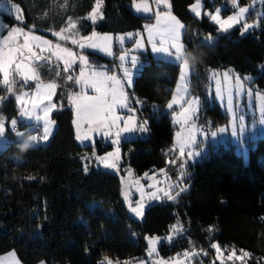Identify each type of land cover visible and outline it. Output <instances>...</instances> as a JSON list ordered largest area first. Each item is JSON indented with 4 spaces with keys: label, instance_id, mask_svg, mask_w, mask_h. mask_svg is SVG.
Here are the masks:
<instances>
[{
    "label": "trees",
    "instance_id": "16d2710c",
    "mask_svg": "<svg viewBox=\"0 0 264 264\" xmlns=\"http://www.w3.org/2000/svg\"><path fill=\"white\" fill-rule=\"evenodd\" d=\"M10 1L21 7L25 26L35 24L42 33L63 27L68 17L78 20L83 34L94 29L116 33L139 30L149 18L133 12V0H104L103 18L97 23L86 18L95 0H67L66 6L64 0ZM193 1L171 0L173 12L186 25L184 41L189 48L190 40L217 32L208 18L200 20L190 13ZM223 1H207L206 5L212 7ZM7 19L11 24L16 22ZM88 53L95 62H109L102 55ZM199 53L192 75L194 92L204 95L211 68L229 67L254 75V83L264 92V17L260 26L248 34L240 36V28H236L220 35L214 45L205 44ZM147 59L135 79L133 92L146 103L149 135L123 143L125 159L127 151H135L125 164L139 174L166 164L175 127L164 109L179 76L177 64L152 55ZM40 74L42 79L61 85L55 97L60 109L53 113L57 129L48 145L27 150L17 147L16 138L8 131L7 146L0 150V255L15 250L24 264H99L104 256L123 264L145 255L146 235L165 234L179 218L185 235L171 245L162 244L163 256L193 245L210 248L211 243L218 242L264 260V137L251 148L248 162L232 146L210 151L192 166L191 187L179 201L154 204L139 221L129 215L123 203L117 174L89 165L84 171V155L93 146H82L75 138L74 111L66 98L73 86L68 82L67 89L63 87L66 74L57 77L47 66L40 69ZM4 95L0 86V96ZM153 104L158 106L155 113ZM207 112L215 123L227 121L217 104ZM0 113L10 118L18 115L13 97L4 101ZM96 147L105 152L112 145L97 139ZM209 226L213 227L211 233L207 231Z\"/></svg>",
    "mask_w": 264,
    "mask_h": 264
},
{
    "label": "snow or ice",
    "instance_id": "6c2138e0",
    "mask_svg": "<svg viewBox=\"0 0 264 264\" xmlns=\"http://www.w3.org/2000/svg\"><path fill=\"white\" fill-rule=\"evenodd\" d=\"M104 0H95L92 10L88 13L87 19L95 22L97 18H103L101 11ZM256 0H253V5L249 7H243L239 5V0H231V4L236 11L233 15L222 18L220 13L221 8H215V12L205 11L203 15L207 16L212 22L218 25V32H228L236 25L241 26V35L248 32L250 29L260 26V18L264 17V12L254 13V4ZM260 3H264V0H260ZM67 5V0H64V6ZM133 6L137 12H152L153 6H155L154 16L155 23L146 25L145 30L148 33L149 43L152 45V52L162 54L175 61L179 67V81L176 91L173 93L170 101L166 107L173 110L174 116L182 118L181 131L176 133V142L172 151L178 149L179 157L182 161L178 166V174L174 183L167 184L165 188H156L155 191L148 193L151 199L159 200L162 194L163 198L168 201L177 202L181 193L187 191V185L183 183L184 178L188 175L186 171V165L189 161L195 162V160L201 157L205 153L204 144L208 135L212 138H217L218 134H224L229 131L233 138H235L237 145L241 151H246L244 144V134L246 132L245 116L238 115V105L234 104V99L239 100L241 96L254 97L261 101L260 105V118L259 125H264V95L254 92L251 87L245 88V83L251 80V77L241 78L239 75H232L233 70L229 69L223 73L225 81H233L235 92H229L227 112L231 114L229 126H222L216 130H211V123L207 128L202 127L196 123L198 119L197 113L199 108V98L191 97V93L188 89L191 75H194L196 64L191 63L186 57L188 53H192L194 56H199V49L205 44H211L213 42L212 37L209 35L203 37L201 40H190L191 48L183 42L182 36L184 33L185 25L172 13L171 0H152L151 5L149 0H133ZM190 11L194 13L195 17L202 16V2L201 0H195V3L190 5ZM13 11L17 14L15 16L19 26H10L0 20V86H2L6 95L0 96V106L3 105L9 96H13L19 107V116L8 120L3 114H0V139L6 137L8 131H11L16 138L15 144L21 148V145L28 143L31 148L38 143H46L49 141L53 127L56 123L51 118L53 110L57 109V104L52 103V97L56 94L58 87H61L56 81H50L45 83L41 79L40 69L47 66L50 71H54L57 77H61V73L67 74L64 79V85L67 89L68 82H72L73 87L80 86L81 91H67L66 98L75 107V116L73 124L76 128V139L78 141H90L92 137L89 133H97L102 137L111 138L113 133L111 129L115 127V138L111 139L113 145L117 147L112 152H108L104 155H97L95 151L92 153L95 161L99 165H103L105 169L119 170L118 161L119 155V143L121 134L125 132L147 131V120L138 123V126L131 127L130 123L135 119V115L123 118L115 114V109L119 106L121 109H127L128 112L135 114L137 109L132 107V103L143 105L145 101H141L138 98L134 99V94L129 95L128 89L133 87L132 69H138L140 66V60L136 55H130L131 51H123L119 55L118 59L121 62L120 70L122 71V77L116 75H109L106 71L92 69L87 75L85 68L89 67V61L86 56L79 55L77 57L70 48L62 46L60 43L53 44L52 41L43 39L40 36L34 35L36 25L33 24L28 31H25L23 27V16L21 9L14 3H10L9 0H0V12H4L9 16ZM254 13L258 19L253 23H247L246 14ZM65 27H61L59 31L55 29H49L51 34L57 37L61 41H70L72 45H78L80 49L98 48L100 51L112 55L111 41L112 37L105 35L97 40L98 34L93 31L90 36H81L79 40L74 38L79 29L77 28V20H73L72 17H68L64 21ZM132 34H129L131 37ZM154 36H158L159 40L156 41ZM23 37V42L20 43V38ZM123 43L124 37L118 38ZM39 42L35 45L39 48L40 52L45 50L49 51L48 56L40 55L33 50L32 42ZM81 41H88L85 44ZM41 44L46 46L41 47ZM144 45L141 40L135 41V48H143ZM55 48L56 51H52ZM53 57L56 61H63V67L54 63ZM79 61L80 72L78 76H73L71 73L74 71L73 65ZM213 78L218 77V73L213 72ZM30 82H34V92L17 90L19 84L21 88H27ZM219 84V80H217ZM84 89H91L98 95L88 96L85 94ZM217 95H220V89H217ZM30 97V99H25ZM191 97V98H186ZM222 98V97H221ZM45 101L48 103L45 104ZM174 105H180L181 111L177 114L174 110ZM177 123H181V120H176ZM87 126L84 133L81 134V128ZM200 137H203L201 139ZM168 163L175 165L176 160H169ZM84 171H88L87 165L84 167ZM164 170L162 169L161 172ZM129 175L131 171L129 170ZM147 176V174H145ZM33 179V177H29ZM138 183V181H137ZM149 187H154L149 185ZM143 192L141 194V200L135 202V206L129 202L128 207L136 217H143L144 203ZM125 201H128V194L124 193ZM264 219V218H262ZM185 229L178 218L176 223L170 226V234L164 239L171 243L174 236H182ZM209 233L213 231V227L209 226ZM148 241L147 258L151 260V264H170L169 261L153 260L151 259L154 254L158 256L156 245L161 242L160 237H146ZM192 244V241H189ZM210 248L217 252V259L221 260V264H224L222 258L221 247L218 243H211ZM239 255L235 247L227 255V260L232 261L240 260L244 261L245 257H252V253L247 250L240 249ZM13 264H19V261L15 259V253H10ZM181 254H178V257ZM183 257L191 262V260L200 255H208L206 251L200 249L197 251L193 245L191 249L185 250L182 253ZM41 264H45L41 261ZM100 264H121L119 260L113 261L108 256H104L100 261ZM123 264H146L144 259L126 260ZM176 264H183V261L177 259ZM215 264V260L212 262Z\"/></svg>",
    "mask_w": 264,
    "mask_h": 264
},
{
    "label": "rangeland",
    "instance_id": "374dc122",
    "mask_svg": "<svg viewBox=\"0 0 264 264\" xmlns=\"http://www.w3.org/2000/svg\"><path fill=\"white\" fill-rule=\"evenodd\" d=\"M207 1H209L210 3L214 2V0H201L202 5H203L202 16L199 18L196 17L197 19L201 20L202 18H208L207 16L203 15V13L205 11L214 13L215 8H221L222 9V11L220 13L222 18H227V16L233 15L234 12L236 11V9H234L232 4H231V0H224L222 3H220L216 6H212V7H209L208 5H206ZM9 2L13 3L10 0H9ZM137 2H140V0H137ZM151 3H152V0H149L150 5H151ZM194 3H195V0L193 1V3H191V5ZM14 4H16L21 9V7L17 3H14ZM239 5L243 6V7L252 6L253 0H247L245 3H241V1L239 0ZM131 8L135 14L149 17L147 22L144 24L143 29L133 30V31H128V32H122V33L107 32V31L102 32V31L95 30V29L93 30L98 34V36L96 38L97 40H99L101 37H103L105 35L112 37V41H111V50L113 53L112 55H108L107 53L100 51L98 48L86 47L84 49H80L78 47V45H72L70 41L59 40L57 37L53 36L49 30H47L45 33L38 32L37 30H35L33 34L36 36H40L43 39L50 40L53 42V44L60 43L62 46L70 48L74 53H76L77 57L79 55L86 56L88 61H89V67L85 68L86 75L92 69H97V70L106 71L109 75H116L117 77H122L123 73L120 70L121 62L119 61L118 57H119V55L122 54L123 51H128V50L134 49V51L130 52V55H136V56H138V58L140 60V66L138 67V69H132V71L134 73V76H133V87H134L135 79L140 74V71H141L143 65L146 62H148L147 58L149 55H152L155 59H161V60H165V61L175 63V64H177V63L175 61H173L171 58L164 56L162 54L154 53L151 50L152 45H151V43H149L148 33L145 30V26L155 23V16H154L155 6H153L152 12H147V13L137 12L133 6V2L131 4ZM171 10H172V13L185 25V23L173 12V9H171ZM101 11H102V9H101ZM189 11H190V7H189ZM261 12H264V3H260V0H256V2L254 4V13H261ZM102 13H103V11H102ZM190 13L193 16H195L194 13H192L191 11H190ZM254 13L246 14L247 23H253L258 19V17ZM21 14L23 16L22 9H21ZM16 15L17 14L15 13V11H13L11 16H9L8 14H6L4 12H0V20H3L4 23H6L10 26H19L18 22L15 19ZM7 17L14 19V21H16V22L14 24H11L10 21L7 19ZM100 19L101 18H97L95 22H92L91 20H89V21H91L92 23H97ZM73 20H76V19H73ZM212 23L215 24L214 22H212ZM261 23H262V17L260 18V24ZM215 26L217 27V29H216L217 32L215 34L208 33L207 35L203 36V37H207L210 35L213 39V42L211 44H206V45H214L217 42L220 35L227 34L236 28H240V36H244V35L248 34L249 32H251L252 30L258 28V27H256V28L250 29L248 32L241 35V26L240 25L234 26L228 32H218V25L215 24ZM23 27H24L25 31H28L29 28L27 26H25L24 18H23ZM63 27H65V25ZM77 28L79 29V31H78V34L74 37L77 40H79L81 36H84V37L90 36L91 33L93 32V31H91L89 34H83V32L80 29L79 22L77 23ZM59 29L56 31H59ZM129 34H132L131 37H129ZM185 34H186V25H185L184 33L182 36L184 43H185V41H184ZM119 37H124L123 43L120 42V40L118 39ZM154 39L156 41H158L159 37L154 36ZM136 40H141L144 47L136 49L135 48V41ZM22 42H23V37L20 38V43H22ZM81 42H83L85 44L89 43L88 41H81ZM37 43H39V42H36V41L32 42L33 50L36 51L40 55L48 56L50 54L49 51L45 50L44 52L41 53L39 48L35 47V45ZM41 47L46 48V46H44L42 44H41ZM52 51H56V49L53 48ZM88 52H93V53L102 55V56L108 58L109 62H100V63L95 62V61H93V59L91 58L92 56H90ZM53 61H54V63L59 64L60 67L61 66L63 67V61H56L55 57H53ZM73 68H74V71L71 74L73 76H78L79 72H80L79 61H77V63L75 65H73ZM229 69L233 70L232 75H239L241 78H243L245 76L251 77V80L247 81L245 83V88L251 87L254 90V92L264 95V92L262 90H260L257 87V85L254 83V80H255L254 75H252V74H241V73L237 72L232 67L225 68V69L211 68L209 70V73H208V82L206 85H204V88H203L204 95H202L201 93L194 92L193 83H192V75H191L190 83L188 84V89H189V92L191 93V97H198L199 98V108H198V113H197L198 119L196 120V123L198 125L207 128L209 123H211V130H216L217 128L222 127V126H229L231 114L227 112L228 96H229L230 91H232L233 93L235 92L234 87H232V85H234V80L231 82L224 80L223 73H225ZM213 72L218 73L219 74L218 77L213 78V75H212ZM179 74H180V70H179ZM0 79H2V74H0ZM42 80L45 83L50 82V81H55V80H47V79H42ZM217 80H219V84L217 83ZM179 83H180V81H179V76H178V80H177V83L174 87L172 95L176 91L177 85ZM71 85H72V82H71ZM133 87L131 89L127 90L129 92V95L131 96L132 94H134V99L138 98L139 100L144 101L143 99L138 97L133 92ZM58 88L56 90V94L52 97V103H55V104H57L55 101V97L57 95ZM218 88L220 89V95H217V89ZM17 90H18V92H20V91H27L29 93L34 92V90H35L34 82H30V84L27 88H21L20 85L18 84ZM69 91L80 92L81 88H80V86H75V87H72ZM84 92L88 96L98 95L95 91H93L91 89H84ZM5 95H6V93H5ZM172 95H171V97H172ZM9 97H13V96H9ZM191 97H186V98H191ZM204 98L206 99V101H204L205 100ZM25 99H30V97H26ZM170 99H169V101H170ZM233 102H234V104L238 105L237 114L238 115L242 114L246 118V120H245L246 132L244 134L243 139L245 142L244 146L247 150L241 151L240 147L236 143L235 138H233L230 134V127H229V131H227L224 134H218L217 138H212L209 134L207 139H206V142L204 144L205 153L201 157L197 158L195 160V162L189 161L186 165V171H187L188 175L184 178L183 183L187 185V191L181 193V195L178 197L177 201H179L180 198L185 193H187L191 187L190 178H191V174H192L191 173L192 166L194 164H196L197 162L202 161L210 153V151L217 149V148H220L222 146H232L234 151L237 154L241 155L245 162H248L249 153H250L251 148L255 147L257 144V141L260 138L264 137V125H259V123H258L259 118H260L261 101L255 99L254 97L241 96V98L239 100L234 99ZM46 103H48V102L45 101V104ZM215 104L219 105L221 107V109L223 110V112L226 114V116H227L226 122L215 123V119L213 117H211V115H209V113L207 112V109L211 108ZM16 105H17V109H18V115L16 117L10 118V117L5 116V115H3V116L7 117L8 120L13 119V118H17L19 116V107H18L17 102H16ZM69 106L74 111V119H75L76 118L75 107L70 102H69ZM131 106L137 109V112L135 114L128 112L127 109H121L119 106L116 107L115 114L117 116H121L123 118H127L128 116H131V115H135V119L130 123L131 127H136V126H138L139 122L147 120V122H148L147 123V131H144V132L133 131V132H125V133L121 134L120 143L118 145L119 150H120L119 151L120 160L117 162L118 168H119L118 171L114 170V169H105L103 167V165H99L98 162L95 161L94 157H92V153L94 151L97 155H104L108 152L114 151V149L117 147V145H113L111 143V139L115 138V132L117 131V129L115 127H113L111 129V132L113 133V136L111 138L102 137L101 135H99L97 133H89V135L92 137V139L90 141H78V142L82 146H88V145L93 146V150L90 152L86 151V153L84 155L86 165H89V167L92 166L95 169H98L101 171H107V172L117 174L120 177L121 197H122L123 203L125 204V206L127 208L129 215L136 220L143 221L145 218V212L150 206L157 204V203H162V204L174 203L172 201H168L165 198H163L162 194H160V193H158V195H161V199H159V200L151 199L148 196V193L155 191L156 188H165L167 186V184L174 183L176 181V177L178 174V166L183 161H182V158L179 157L178 149L176 151H172V149H173V146L176 142V133L178 131H181V128H182V118L179 117L178 115L174 116L173 110H170L167 107H165L164 111L170 113V116L172 117L173 125L175 127L173 142L171 144V147L166 151V164L164 167L151 168V169H148V170L144 171L143 173L139 174L138 172L135 171V169L131 165L125 164L126 161H129V159L132 157V153L134 154L135 151H132V150L127 151L126 152V159H125V152H124L123 143L125 141L132 140V139H138V138L144 139V138H146L149 135L150 117L145 114L146 103H144L143 105H139V104H135L133 102ZM57 109H60L58 104H57ZM57 109L52 111V113H51L52 119H53V113ZM157 110H158V106L156 104H153L152 113H155ZM174 110L178 114L181 111L180 105H174ZM178 119L181 120V123L176 122V120H178ZM86 127L87 126L85 125L81 128V134L84 133ZM56 129H57V124L55 123V125L53 127V132H52V135H51L49 141L46 143H38V144H35L33 146H38L40 144L45 145V146L48 145L50 143ZM75 132H76V128H75ZM200 138L203 139V137H200ZM97 139L102 141L104 144L112 145V148L105 151V152H99L98 148L96 147V140ZM8 141H9V133L7 132L6 137L3 139H0V150H3L6 148ZM169 160H176V164L173 165V164L168 163ZM162 169L164 170L163 172H161ZM129 170L131 171V175L128 174ZM145 174H147V176ZM137 181H138V183H137ZM149 185H153L154 187L150 188ZM125 192L128 194V198H129L128 201H125V199H124V193ZM142 192L144 194L143 195L144 214H143V217L141 218V217H136L135 214L130 211L128 204H129V202H131L133 204V206H135V202L137 200H141ZM175 223H173L172 225H174ZM169 234H170V227H169L168 232H166L165 234H162V235H158V234L150 235V234H148L145 236V241H146L147 247H148V241H147L146 237H160L161 238V242L156 245L158 256H156L154 254V256L151 259L169 261L170 264H176L177 259L183 261V264H212V262L214 260H215V264H221V260L217 259V252L211 248L203 249L204 251H206L208 253V255H206V256L200 255L198 257H195L191 260V262L186 260L182 255V253L185 250H188L191 248H186L182 251H179V252L174 253V254L169 255V256H163L160 252V248H161L162 244L171 245L179 237V235L174 236L173 241L171 243H169L164 239ZM184 235H185V233H183L182 236H184ZM213 243H218V242H213ZM220 247H221V251H222V258H223L224 264H264V260L256 259V258H254L253 255H252V257H245L244 261L235 260V259H233L232 261H229V260H227V255L232 251V248L234 246H221L220 245ZM196 249H197V251L200 250V248H196ZM235 249L237 250V255H239L240 249H237L236 247H235ZM13 252L16 253L15 255H17V252L15 250H11L5 254L0 255V264H13L12 257H10V255H9L10 253H13ZM146 252H147V248L145 251V255L143 257L137 258V259H131V260L138 261V260L144 259L146 261V264H151V260H149V258H147ZM178 254H181V255H179V257H178ZM17 260L19 261V264H24L18 258V255H17ZM100 261H99V264H100ZM39 263L41 264V262H39ZM39 263H37V264H39ZM45 264H47V263L45 262Z\"/></svg>",
    "mask_w": 264,
    "mask_h": 264
},
{
    "label": "clouds",
    "instance_id": "9594fccd",
    "mask_svg": "<svg viewBox=\"0 0 264 264\" xmlns=\"http://www.w3.org/2000/svg\"><path fill=\"white\" fill-rule=\"evenodd\" d=\"M186 58H187L191 63L195 64L199 57L194 56L192 53H188ZM29 146H30V145H29L28 143H25V144L21 145V149H22V150H27V148H28Z\"/></svg>",
    "mask_w": 264,
    "mask_h": 264
},
{
    "label": "crops",
    "instance_id": "0c3cea01",
    "mask_svg": "<svg viewBox=\"0 0 264 264\" xmlns=\"http://www.w3.org/2000/svg\"><path fill=\"white\" fill-rule=\"evenodd\" d=\"M16 254V253H15ZM18 255V254H17ZM17 255H15V259L17 260ZM18 258H19V256H18ZM20 259V258H19ZM40 264V263H39Z\"/></svg>",
    "mask_w": 264,
    "mask_h": 264
}]
</instances>
